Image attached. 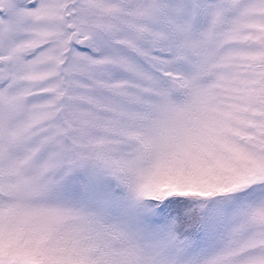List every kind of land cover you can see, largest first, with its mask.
<instances>
[{"label":"snow or ice","instance_id":"6c2138e0","mask_svg":"<svg viewBox=\"0 0 264 264\" xmlns=\"http://www.w3.org/2000/svg\"><path fill=\"white\" fill-rule=\"evenodd\" d=\"M0 264H264V0H0Z\"/></svg>","mask_w":264,"mask_h":264}]
</instances>
